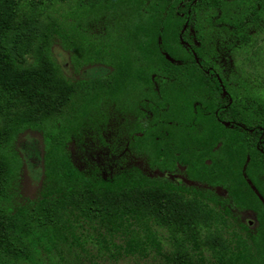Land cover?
Instances as JSON below:
<instances>
[{
    "label": "trees",
    "instance_id": "trees-1",
    "mask_svg": "<svg viewBox=\"0 0 264 264\" xmlns=\"http://www.w3.org/2000/svg\"><path fill=\"white\" fill-rule=\"evenodd\" d=\"M263 22L264 0H0V264H62L83 222L151 264H264V87L214 46L247 51ZM55 47L107 73L70 77ZM28 132L43 180L21 204Z\"/></svg>",
    "mask_w": 264,
    "mask_h": 264
},
{
    "label": "rangeland",
    "instance_id": "rangeland-1",
    "mask_svg": "<svg viewBox=\"0 0 264 264\" xmlns=\"http://www.w3.org/2000/svg\"><path fill=\"white\" fill-rule=\"evenodd\" d=\"M264 24V22H263ZM252 36V46L247 51L235 50L233 47V38L228 34L217 35V40L214 43L215 48L220 53V62L225 66L228 72L237 73L240 75V69L250 74L252 80H257L258 84L264 87V30L255 33L254 30L249 31ZM54 55L59 61L64 72L73 78L91 79L103 76L107 73V69L101 67L89 68L82 73L76 75L70 65L69 55L64 52L60 47L54 48ZM113 128V126H111ZM44 147L42 137L38 133L28 132L21 136L17 143L24 164L21 170L20 179L16 188V202L25 204L29 200L36 199L41 190L43 180V168L41 163V154ZM73 159L77 166L84 167L82 164V157L73 151ZM92 157L90 154H85L88 160L96 161L103 165L104 176H107V170L112 171L114 165L110 159L105 157L107 162H104L102 157L96 154ZM107 156V155H106ZM151 174H153L151 172ZM171 180L185 184H191L189 180L183 175V171H177L169 177ZM221 194L222 191L220 192ZM247 221L254 220L250 214L245 215ZM82 228L78 229L76 237L68 235V240L61 243L59 249L54 250L49 256L53 260L61 262L62 264H151V258H141L138 256L121 257L117 255V251L104 243V240H109L111 237L107 234L106 230L87 222L82 223ZM112 240V239H111ZM120 242V239L114 238ZM108 246L109 250L106 249ZM165 248L169 249V242L167 238L164 241ZM48 254L44 253V258L47 260Z\"/></svg>",
    "mask_w": 264,
    "mask_h": 264
},
{
    "label": "water",
    "instance_id": "water-1",
    "mask_svg": "<svg viewBox=\"0 0 264 264\" xmlns=\"http://www.w3.org/2000/svg\"><path fill=\"white\" fill-rule=\"evenodd\" d=\"M187 27V25L185 26V28ZM196 60L198 61V58H197V56H196Z\"/></svg>",
    "mask_w": 264,
    "mask_h": 264
}]
</instances>
